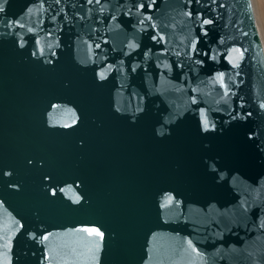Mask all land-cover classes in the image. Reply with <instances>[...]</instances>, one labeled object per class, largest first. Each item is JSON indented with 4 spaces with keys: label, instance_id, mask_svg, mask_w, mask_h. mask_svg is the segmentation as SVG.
<instances>
[{
    "label": "water",
    "instance_id": "water-1",
    "mask_svg": "<svg viewBox=\"0 0 264 264\" xmlns=\"http://www.w3.org/2000/svg\"><path fill=\"white\" fill-rule=\"evenodd\" d=\"M0 264H264L252 0H0Z\"/></svg>",
    "mask_w": 264,
    "mask_h": 264
},
{
    "label": "bare ground",
    "instance_id": "bare-ground-1",
    "mask_svg": "<svg viewBox=\"0 0 264 264\" xmlns=\"http://www.w3.org/2000/svg\"><path fill=\"white\" fill-rule=\"evenodd\" d=\"M252 2L255 10L257 25L264 45V0H252Z\"/></svg>",
    "mask_w": 264,
    "mask_h": 264
},
{
    "label": "rangeland",
    "instance_id": "rangeland-1",
    "mask_svg": "<svg viewBox=\"0 0 264 264\" xmlns=\"http://www.w3.org/2000/svg\"><path fill=\"white\" fill-rule=\"evenodd\" d=\"M255 17H256V15H255ZM262 38V37H261ZM263 41V40H262Z\"/></svg>",
    "mask_w": 264,
    "mask_h": 264
}]
</instances>
